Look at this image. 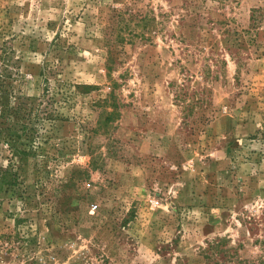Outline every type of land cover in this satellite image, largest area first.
<instances>
[{
    "label": "rangeland",
    "instance_id": "rangeland-1",
    "mask_svg": "<svg viewBox=\"0 0 264 264\" xmlns=\"http://www.w3.org/2000/svg\"><path fill=\"white\" fill-rule=\"evenodd\" d=\"M0 249L264 264V0H0Z\"/></svg>",
    "mask_w": 264,
    "mask_h": 264
},
{
    "label": "built area",
    "instance_id": "built-area-1",
    "mask_svg": "<svg viewBox=\"0 0 264 264\" xmlns=\"http://www.w3.org/2000/svg\"><path fill=\"white\" fill-rule=\"evenodd\" d=\"M10 254L6 251H1L0 249V264H12L11 261L7 259Z\"/></svg>",
    "mask_w": 264,
    "mask_h": 264
}]
</instances>
